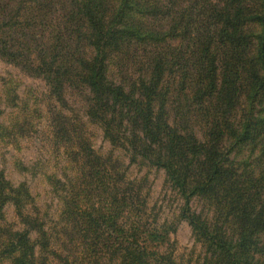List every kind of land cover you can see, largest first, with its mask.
Wrapping results in <instances>:
<instances>
[{"label": "trees", "instance_id": "obj_1", "mask_svg": "<svg viewBox=\"0 0 264 264\" xmlns=\"http://www.w3.org/2000/svg\"><path fill=\"white\" fill-rule=\"evenodd\" d=\"M0 59L43 83L3 79L0 137L40 138L57 199L0 169V264H264V0H0Z\"/></svg>", "mask_w": 264, "mask_h": 264}, {"label": "rangeland", "instance_id": "obj_2", "mask_svg": "<svg viewBox=\"0 0 264 264\" xmlns=\"http://www.w3.org/2000/svg\"><path fill=\"white\" fill-rule=\"evenodd\" d=\"M12 79L19 83L17 93L23 99H29L30 103L35 99L34 93L43 89V83L39 79L28 77L20 73L12 65L0 59V123L7 122L12 107L6 106L2 95L3 79ZM33 93V94H32ZM0 137V169L4 171L6 177L14 184L26 181L33 192L37 205L42 209H47L53 213L57 205V199L50 191L49 186L43 178L44 171L55 169V160L52 158L48 148L40 142V138L33 134L29 138H22L17 144H5ZM93 145L99 152H106L109 144L103 140L101 131L94 128ZM127 162V160H125ZM17 163L30 167V171L22 170ZM128 172L132 175L148 174L151 181L150 202L160 208L162 218L169 216L177 206V200L170 188L165 183V174L162 169L144 168L138 171L130 166ZM6 218L9 221L14 220L13 207H5ZM174 237L176 238L179 251H186L193 247V238L190 227L183 221L180 223Z\"/></svg>", "mask_w": 264, "mask_h": 264}]
</instances>
